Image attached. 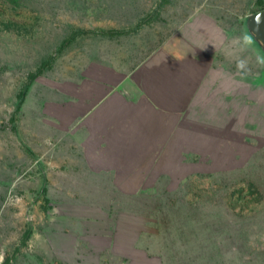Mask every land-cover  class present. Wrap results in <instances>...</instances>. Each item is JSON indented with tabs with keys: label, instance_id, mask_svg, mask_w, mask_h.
Here are the masks:
<instances>
[{
	"label": "rangeland",
	"instance_id": "rangeland-1",
	"mask_svg": "<svg viewBox=\"0 0 264 264\" xmlns=\"http://www.w3.org/2000/svg\"><path fill=\"white\" fill-rule=\"evenodd\" d=\"M202 10L227 30L233 53L230 42L250 33L247 19L259 7L256 0H23L13 15L27 30L0 27V264L30 262L33 232L54 229L70 196H92L76 189L77 139L87 133L78 121L102 94L89 78L104 64H123L126 51L145 57L139 48H155ZM244 55L249 71L238 72L236 107L230 115L196 111L171 180L112 195L113 212L147 220L143 242L165 264H264V68L255 63L264 50L256 40ZM46 61L51 66L27 90Z\"/></svg>",
	"mask_w": 264,
	"mask_h": 264
},
{
	"label": "crops",
	"instance_id": "crops-1",
	"mask_svg": "<svg viewBox=\"0 0 264 264\" xmlns=\"http://www.w3.org/2000/svg\"><path fill=\"white\" fill-rule=\"evenodd\" d=\"M160 39L155 48L138 49L145 57L126 51L123 64H104L100 76L89 78L102 94L78 121L87 133L77 139L76 189L92 196H70L54 229L33 232L37 244L21 264H165L143 242L147 220L113 212L112 195L168 183L173 158L189 140L190 118L208 109L230 115L239 76L226 51L228 32L212 11L196 13Z\"/></svg>",
	"mask_w": 264,
	"mask_h": 264
},
{
	"label": "trees",
	"instance_id": "trees-1",
	"mask_svg": "<svg viewBox=\"0 0 264 264\" xmlns=\"http://www.w3.org/2000/svg\"><path fill=\"white\" fill-rule=\"evenodd\" d=\"M257 6L259 7L258 11L264 10V0H256ZM23 4V0H0V27L6 31H23L27 30L29 24L19 18H16L13 15L18 8ZM256 11V12H258ZM140 26V25H138ZM78 33H81L85 36L94 34V35H104L109 37H116L122 34L120 31H93V30H80ZM72 39L74 37H71ZM71 39L66 40L65 44H68ZM51 61L44 62L41 66L37 68L36 71L29 75L28 88L40 77L42 74L51 66ZM25 92L23 93V95ZM8 262V261H7Z\"/></svg>",
	"mask_w": 264,
	"mask_h": 264
},
{
	"label": "clouds",
	"instance_id": "clouds-1",
	"mask_svg": "<svg viewBox=\"0 0 264 264\" xmlns=\"http://www.w3.org/2000/svg\"><path fill=\"white\" fill-rule=\"evenodd\" d=\"M256 22L260 23L259 15L256 17ZM255 43V34L248 32L242 33L230 42L231 47L234 49L232 55L235 59V66L238 72L246 74L249 71V57L245 56L244 53L253 49ZM255 63L258 67L264 68V56L256 55Z\"/></svg>",
	"mask_w": 264,
	"mask_h": 264
},
{
	"label": "water",
	"instance_id": "water-1",
	"mask_svg": "<svg viewBox=\"0 0 264 264\" xmlns=\"http://www.w3.org/2000/svg\"><path fill=\"white\" fill-rule=\"evenodd\" d=\"M258 15L260 23L256 22ZM246 26L250 33L255 34V39L262 45L264 50V10L252 13L247 19Z\"/></svg>",
	"mask_w": 264,
	"mask_h": 264
}]
</instances>
